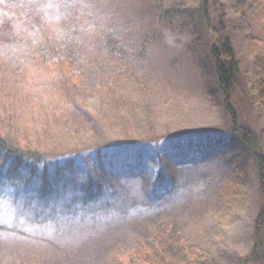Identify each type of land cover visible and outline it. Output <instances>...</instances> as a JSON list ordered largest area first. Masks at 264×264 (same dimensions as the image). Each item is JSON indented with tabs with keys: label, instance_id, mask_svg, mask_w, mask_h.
I'll return each mask as SVG.
<instances>
[{
	"label": "rangeland",
	"instance_id": "rangeland-1",
	"mask_svg": "<svg viewBox=\"0 0 264 264\" xmlns=\"http://www.w3.org/2000/svg\"><path fill=\"white\" fill-rule=\"evenodd\" d=\"M201 2L0 0V133L6 141L16 138L51 158L127 137L148 142L139 145L145 153L155 150L149 140L156 137L170 147L124 167L115 188L125 190L126 199L91 217L61 211L57 224L35 223L1 184L0 264H127L136 239L154 233L157 222L179 223L192 255L208 257L209 264H256L244 260L255 244V222L264 217V195L253 161L227 132L249 131L264 155V105L255 92L264 82V0H216L209 25ZM106 35L137 50L125 71L134 76H123L121 64L100 51ZM214 37L230 42L238 66L233 112L208 55ZM66 63L82 86L70 83ZM207 137L223 142L189 144ZM201 150L208 157L195 163ZM81 170L68 172V182L82 186ZM6 178L12 183L14 175Z\"/></svg>",
	"mask_w": 264,
	"mask_h": 264
},
{
	"label": "trees",
	"instance_id": "trees-1",
	"mask_svg": "<svg viewBox=\"0 0 264 264\" xmlns=\"http://www.w3.org/2000/svg\"><path fill=\"white\" fill-rule=\"evenodd\" d=\"M215 2L216 0H202L200 4L199 12L202 19L208 23L207 25H209V7ZM214 38V43H209L208 55L213 64L216 81L222 93L225 107L232 111L229 98L236 82L238 66L230 42L225 38ZM128 47L113 35H106L98 43L101 52L111 58L116 65L117 63L121 64L120 70L123 72V76L127 74L125 73L126 69L132 66L131 56L138 54L134 48V51L131 50L130 52V47ZM64 66L70 83L73 86H82V81L71 65L66 63ZM132 74L134 72L127 75L134 76ZM255 92L258 103L264 105V82H257ZM120 125L124 126V124ZM244 132L238 134L232 127L227 135L229 139H233V142L236 141L243 145L242 152L253 161L258 175L259 187L262 195H264V155L257 151V145H253L254 139L251 142L252 133L245 130ZM14 139L15 142L13 141L11 144L0 133V186L1 184L9 185L10 190L7 198L13 204L20 205L25 214L30 212L35 223L41 222L45 226L51 225V223L57 224L58 219L64 216L60 214L61 211L68 212L66 214L68 216L81 219L84 215L91 217L99 212L111 210L113 201L121 196L123 199L127 197L125 190L119 192V187L115 188V183L123 180L121 174L124 167H130L137 161L139 163L144 162L145 154L156 157L170 149V147L166 148L169 143H160V139L156 137L149 140V144L155 150H152L151 153L148 151L145 153V147L139 145L148 142L136 143L127 137L124 138L126 140L123 143L113 140L106 144L102 143L98 147L73 152L71 153L72 157L65 154V156L56 155L51 158L50 155L31 151L26 146H19L16 138ZM222 142L223 139L221 138L207 137L190 141L189 144L208 145L210 143L221 144ZM206 151L201 150L195 154L197 160L194 162L205 160L208 154L200 155V153H208ZM189 155L191 156V154ZM132 156H136L138 160L124 161L126 157ZM62 157H64V161L57 160ZM82 167L86 171L83 185L79 186L68 182V172L80 171ZM70 168L72 169L70 170ZM66 169L70 171L66 172ZM8 175H14L12 183L6 178ZM21 175L26 177L23 183L20 179ZM128 176L132 177L129 174ZM17 186H21V188L17 189ZM88 210L90 215L87 213ZM152 227H155L154 233L147 232L136 239V245L126 260L127 264H209L206 262L209 261L208 257L198 259L197 255H192L191 252L194 247L185 244L184 230L179 223L157 222ZM255 230L262 235L264 234V217L262 215H259L255 222ZM256 231L252 253L249 257H245L244 262L253 263L254 261L256 264H264V237H261V234L259 235ZM151 238H155V241L153 242ZM154 243H156L155 246ZM192 257L193 260L197 261L191 262L189 259Z\"/></svg>",
	"mask_w": 264,
	"mask_h": 264
},
{
	"label": "bare ground",
	"instance_id": "bare-ground-1",
	"mask_svg": "<svg viewBox=\"0 0 264 264\" xmlns=\"http://www.w3.org/2000/svg\"><path fill=\"white\" fill-rule=\"evenodd\" d=\"M250 255L248 254L247 257H249Z\"/></svg>",
	"mask_w": 264,
	"mask_h": 264
},
{
	"label": "clouds",
	"instance_id": "clouds-1",
	"mask_svg": "<svg viewBox=\"0 0 264 264\" xmlns=\"http://www.w3.org/2000/svg\"><path fill=\"white\" fill-rule=\"evenodd\" d=\"M169 39H171V38H169Z\"/></svg>",
	"mask_w": 264,
	"mask_h": 264
}]
</instances>
